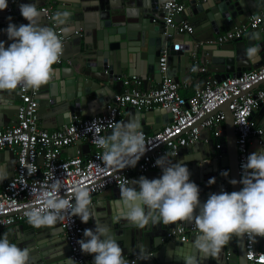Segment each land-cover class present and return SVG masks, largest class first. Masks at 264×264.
Instances as JSON below:
<instances>
[{
	"label": "water",
	"instance_id": "water-1",
	"mask_svg": "<svg viewBox=\"0 0 264 264\" xmlns=\"http://www.w3.org/2000/svg\"><path fill=\"white\" fill-rule=\"evenodd\" d=\"M54 1L56 4L53 14L68 39L63 48L62 62L54 64L49 82L37 89L38 114L43 128H60L74 122L75 117L86 118L104 112L106 104L114 99L122 88L124 71L127 75H138L144 85L151 82L149 75L155 84L160 83L163 74L175 82L188 83L191 78V55L196 52L210 73L196 85V88H199L206 81L219 82L229 75H238L246 69L257 68L264 63V21L233 40L214 42L222 28L225 31L233 30L245 24L251 15L263 10L264 0H190L186 7L187 14L184 15L183 11L175 17L176 22L187 20L193 26V32L190 34L165 27V0ZM22 3H36L41 13L38 23L50 27L49 21L39 10L41 0H17L13 12L0 11V24H27L28 21L19 11ZM65 12L69 13L67 17L63 16ZM0 41H4L6 47L12 42L3 31H0ZM250 46L260 49L258 55L252 59L246 55ZM162 53L166 56L164 73L160 72L157 64ZM263 83L264 80L255 84V87ZM18 87L15 90L0 91V127L16 124ZM220 109L225 112L223 123L226 133L220 136L218 143H221V146L224 142L229 143L228 146L224 145V157L212 160L205 159L203 154L184 157L196 150L206 151L207 155L216 153L215 139L209 137L208 128L201 130L194 142L181 146L175 155L169 157L174 163L183 161L187 164L191 172L190 180L200 188L201 202L206 201L209 194L221 191V167L228 172L229 179L237 174L236 180L239 181L235 170L238 153L232 113L227 108V102H224ZM5 117L9 118V121H3ZM171 117L167 109L156 107L142 110L127 106L121 122L135 121L146 133H149L151 126L152 132L155 133L162 125L171 121ZM250 117L257 119L256 122L264 127V102L259 106L258 118L254 112ZM158 121L159 123H156ZM111 132L112 129L107 130L105 135H110ZM228 139L230 142L226 141ZM78 143H81V140L76 142ZM253 144L257 147L254 152L261 148ZM83 147L85 149L89 145L84 144ZM221 152L223 153L222 149L219 150V153ZM73 154L72 149L69 156ZM4 161H7L11 170L14 164L13 150H0V167ZM38 161L42 163V157L38 158ZM161 174V169L157 167L135 174L131 179H139L140 176L153 179ZM211 178H215L214 184L208 183ZM228 178L226 179L229 180ZM230 181L228 184L232 185ZM239 190L240 184L237 183L228 192ZM90 210L93 218L87 224L79 219L84 229H94L95 223H99L109 228L117 238L123 249V256L139 255L150 258H139L136 264H184L180 258L190 254L195 255L200 264H247L244 237L233 236L215 257L209 258L194 247L198 234L191 235L187 242L178 238H165L166 233L177 224L188 225L194 222L150 224L140 229L123 219H118L122 209L117 186L112 187L108 197H96L90 205ZM11 225L23 228V224L19 222ZM262 241L257 238V248L264 249ZM10 242L31 249V264H71V261L66 260L69 258L70 248L59 220L51 227L32 226L30 232L17 234L16 239H10ZM148 253L151 254L147 255ZM89 256L88 262L93 264V256Z\"/></svg>",
	"mask_w": 264,
	"mask_h": 264
},
{
	"label": "built area",
	"instance_id": "built-area-1",
	"mask_svg": "<svg viewBox=\"0 0 264 264\" xmlns=\"http://www.w3.org/2000/svg\"><path fill=\"white\" fill-rule=\"evenodd\" d=\"M16 2L17 0H8L6 11L13 12ZM55 4L54 0H41L39 10L49 21L50 28L59 35L64 48L68 37L53 14ZM163 9L165 27H171L179 33L193 32V26L187 20L175 21L176 15L185 9L184 0H165ZM263 21L264 9L251 15L245 24L219 33L214 42L224 43L233 40ZM7 27V24H1L0 31L5 32L4 29ZM62 54L63 49L57 63L62 62ZM191 60L190 71L208 73L198 53L193 52ZM165 61V53H162L158 59L162 73L166 69ZM262 80L264 63L257 68L244 70L238 75H229L219 82L206 81L190 95L184 96L180 94L179 89L186 87V84L175 82L165 74L160 83L148 89L141 88L142 79L138 75H124L121 90L106 104L104 112L86 118L75 117L74 122L56 129L41 127L37 89L18 87L16 124L0 129V150L11 149L14 153L13 175L0 187V230L15 222L28 223L26 211L44 207L42 197L56 179L63 185L59 193L62 198L74 203L73 189L78 185L90 191L93 203L95 196L110 187H118L125 178L131 180L135 174L156 169L154 162L158 157L165 155L169 158L175 155L181 146L194 142L201 130L208 128L213 130L215 137L219 136L223 131L220 125L225 119V112L220 109L224 102H227V108L233 117L238 153L236 168L240 180L241 165L250 154V144L255 143L264 147V127L256 124L250 117L264 102V83L255 87V84ZM127 106L142 110L156 107L167 109L172 115L171 121L162 125L155 133L143 131L148 150L134 168L111 167L103 161V149L95 143V138L106 136L105 132L112 129L114 123L121 122ZM78 140L89 145L86 152L79 146L74 149L73 156L62 158L60 156L62 150L76 144ZM215 146L220 148L221 143L217 142ZM40 157L42 163L38 161ZM225 189L221 188L223 191ZM59 221L62 233L69 244V257L74 258L78 264H90L88 262L90 256L83 254L77 243L83 238L84 230L79 218L72 216L69 210ZM193 234H199L195 223L188 225L179 223L166 233L165 238H178L185 242ZM244 239L247 264H264V249L257 248L256 244L252 245L246 236ZM261 239L264 241V238ZM139 258V255L124 256L129 264H136Z\"/></svg>",
	"mask_w": 264,
	"mask_h": 264
},
{
	"label": "clouds",
	"instance_id": "clouds-1",
	"mask_svg": "<svg viewBox=\"0 0 264 264\" xmlns=\"http://www.w3.org/2000/svg\"><path fill=\"white\" fill-rule=\"evenodd\" d=\"M7 8L8 0H0V11ZM19 11L28 23L16 25L10 22L4 31L12 42L6 47L5 42L0 41V91L15 90L18 86L39 89L47 84L63 49L57 32L38 23L41 13L36 3H22ZM68 15L63 13L64 17ZM259 51L258 47L250 46L246 55L252 59ZM95 143L103 149L105 164L117 168H134L148 150L144 133L135 121L114 123L111 134L97 136ZM154 166L161 169L158 178H125L118 185L122 209L118 219L140 229L150 224L194 222L199 233L194 247L209 258L215 257L233 236H246L252 245L257 243V237L264 238V147L247 156L241 165L240 180L230 181L233 185H242L239 191L227 192L225 189L211 193L204 202L199 198V186L190 180L191 172L186 163H174L162 155L155 160ZM222 175L228 176V172L224 171ZM208 183L214 184L215 178ZM62 186L56 179L42 197L44 207L26 211L29 224L36 228L51 227L69 210L82 223L87 224L93 218L90 191L75 186L72 203L60 196ZM77 243L83 254L93 256V264H129L117 238L99 223H95L94 229H84L83 238ZM140 258L150 259L147 256ZM180 259L184 264H200L195 255ZM66 260L78 264L74 258ZM0 264H31V249L10 242L5 233L0 236Z\"/></svg>",
	"mask_w": 264,
	"mask_h": 264
},
{
	"label": "crops",
	"instance_id": "crops-1",
	"mask_svg": "<svg viewBox=\"0 0 264 264\" xmlns=\"http://www.w3.org/2000/svg\"><path fill=\"white\" fill-rule=\"evenodd\" d=\"M185 1V9L183 10L184 11V15H186L187 14V10H186V7L188 6V3L190 2V0H184ZM1 25V24H0ZM225 30L222 28L221 29V32L220 33H223ZM192 56V55H191ZM157 64H158V62H157ZM54 66V65H53ZM246 70H248V69H246ZM127 72L126 71H124V75H127L126 74ZM189 75H190V81L188 82V83H186V82H184L185 84H186V87H182V88H180L179 89V92H180V94H182V95H184V96H188V95H190L195 89H196V85L197 84H200L201 83V80L204 78V77H207V76H209L210 75V73L208 72V73H198V72H194V71H190L189 72ZM198 78H200L197 82H196V80L198 79ZM149 79L151 80V82L150 83H146L145 85L143 84V82H142V85H141V88H143V89H148V88H152L153 86H155V81L153 80V78L151 77V75H149ZM16 103H18V100L16 101ZM258 109L259 108H257L255 111H254V115H255V117L256 118H258L257 117V112H258ZM124 114H125V109H124V113H123V117H124ZM253 120H254V118H252ZM3 121H9V118H7V117H5V118H3ZM160 121V120H159ZM159 121L158 122H156V123H159ZM255 121V123L256 124H258V125H260L259 123H257L256 121H257V119L256 120H254ZM41 122V121H40ZM42 123V122H41ZM221 128H222V132H221V134L219 135V136H217V137H215L214 136V134H213V130H211V129H209L210 130V134H209V137H212V138H214L215 140V143H217L218 141H219V138H220V136L222 137V136H224V134L226 133V131H225V125H224V123L222 122L221 123ZM261 126V125H260ZM7 126H2V127H0V129H3V128H6ZM219 127V126H218ZM150 133H152V127L150 126V131H149ZM207 139H209V138H207ZM226 141H229V139L228 140H226ZM204 142H206V141H204ZM230 142V141H229ZM84 144H86V142H84V141H82L81 143H78V144H73L71 147H67V148H64L63 150H62V152H61V157L62 158H64V157H68L69 155H70V153H72V149H73V151H74V149H76L77 147H79V146H82V148L84 149V147H83V145ZM224 145H229V143L227 144V142H224L223 143V145L221 146V149H222V151H223V153L221 152V153H219V150H221V149H218V148H216V153L214 154H209V155H207L208 154V152H206V151H203V152H198L197 150H196V152H192V153H189V154H186L184 157L185 158H188L189 156H193V155H199V156H201V154H203V155H205V159H208V160H212V159H217L218 157L220 158H222V157H224V150H225V146ZM255 148H257L256 147V145H254V144H250V149H249V152H250V154L251 153H253L254 151H255ZM88 148H85L84 149V151L86 152V150H87ZM167 159H169V158H167ZM14 163V162H13ZM237 165V164H236ZM236 168V167H235ZM225 170L224 169V167H221L220 168V171L221 172H223V171ZM236 171H237V169H235ZM12 171L14 172V164H13V168L10 170V168H8V166H7V161L5 162H3L2 164H1V167H0V179H2V182L0 183V187L2 186V184L5 182V181H7L8 179H10L12 176ZM226 171V170H225ZM234 171V170H233ZM237 173V172H236ZM134 176V175H133ZM236 176H237V174H235V175H233V177H231L232 179H229L227 176H224V175H222V178L223 179H221L220 180V188L221 187H226V191L228 192L232 187H233V184L232 185H230V184H228V181H230V180H233V179H235L236 180ZM226 178H228L229 180H227ZM220 190V189H219ZM111 192H112V187H110V188H108V189H106L104 192H102L101 194H99V195H97V196H95V198H94V200L96 199V197H108V195H110L111 194ZM19 223H22L23 224V228L22 229H20V228H18L17 227V225H9V226H7V227H5V228H3V229H1L0 230V236H2L3 234H5V233H7L9 236H10V238L9 239H11V240H13V239H16V237H17V234L18 235H23V234H26V233H28V232H30V230L32 229V225L31 224H29V223H26V222H19ZM17 228V229H14V228ZM195 235H197V234H193V236H195ZM191 236V235H190ZM185 242H187V241H185ZM262 245L264 246V241H262Z\"/></svg>",
	"mask_w": 264,
	"mask_h": 264
}]
</instances>
